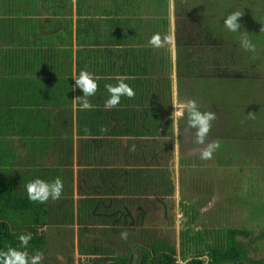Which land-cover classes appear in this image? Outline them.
Returning <instances> with one entry per match:
<instances>
[{"label": "crops", "instance_id": "crops-1", "mask_svg": "<svg viewBox=\"0 0 264 264\" xmlns=\"http://www.w3.org/2000/svg\"><path fill=\"white\" fill-rule=\"evenodd\" d=\"M4 1L0 21L7 41L2 51L12 48L16 53L12 51L9 56L13 55V59L0 62V67L5 72L7 68H16L18 74L11 79L23 84L21 97H40L43 88L31 90L30 84L34 86V79L44 83L43 79L53 77L35 76L39 67L36 55L50 68L65 66L62 49L67 46L54 40L51 47L39 54L34 50V40L38 41L40 36L61 38L68 29L73 68L81 49L75 45L76 28L86 27L87 35L93 36L95 45L84 49H97V55L90 58L86 53L85 70L99 79L96 93L88 97L90 109L80 108L82 93L73 87L72 73L69 103L52 104L34 118L17 119L25 123L23 139H27L20 141L12 136L10 144L4 147L7 156L0 163V176H4L7 186L11 184L20 203L25 202L24 198L29 201L25 185L34 179H58L63 186L59 198L43 203L32 201L34 207H21L31 210L35 221L43 219L37 224V233L45 244L41 260L47 264H67L66 260L73 259L74 264L79 260L85 264L93 244L97 245V253H106L107 258L116 250L118 258L120 251L126 250L122 237L134 231L126 228L139 229L141 212L151 210L155 202L180 196L177 174L181 167L188 166L193 158L197 163L216 162L218 148L210 159H201V152L179 156L202 151L213 141L218 144V135L207 133L203 143L198 144L195 130L187 126L186 119L180 118L174 124L171 115L174 95L185 101L190 99V91L181 88L183 74H178L176 60L180 49L188 50L189 34L199 32L197 18L180 10L179 0H57L55 4H50L51 0H20L18 4L17 0ZM29 6L32 13L27 12ZM35 20L41 22L33 30L31 21ZM154 34L160 35L161 47L149 43ZM165 38L168 42H164ZM26 39L27 48L23 45ZM119 77L125 78L135 94L131 98L121 97L130 99V104L120 106V100L115 108L106 110L104 86L115 85ZM54 84L51 83V89ZM79 113L84 118L79 120ZM34 131L42 133L43 139H37ZM158 176L163 177L162 182L157 180ZM52 244H57L62 254L46 249Z\"/></svg>", "mask_w": 264, "mask_h": 264}, {"label": "trees", "instance_id": "trees-1", "mask_svg": "<svg viewBox=\"0 0 264 264\" xmlns=\"http://www.w3.org/2000/svg\"><path fill=\"white\" fill-rule=\"evenodd\" d=\"M235 5H231L229 8L230 13L235 12L236 10L241 13V17L238 18V22L241 25V29L244 31V35L251 41V43L255 46L254 50L251 52H246L240 46H232L234 43L230 40V45H227V37L222 42L224 45H220V49H224L225 53L234 57V59L229 63H231L232 68H234V72L230 67H228V76H232L229 79L225 78L224 81L228 85H233L234 83H248L253 84L256 80L259 82L264 81V76H257L259 72L257 67L262 61H264V0H232ZM61 2L67 3L66 0H61ZM20 3V0H17V4ZM57 3V0H51L50 4ZM214 4L216 8H214ZM236 4L242 6V10H238ZM33 6L34 4H30ZM203 5L206 7L203 8ZM29 6L27 12L32 13V7ZM253 9L250 10L249 8ZM5 8V1L0 0V9L1 12ZM222 10H227L225 6L221 9V12L218 11V2L216 0H202L201 8L198 13L195 14L196 20L198 23V30L196 37L200 40H209L211 43L206 47H202L199 45V49L194 51L192 54H189L187 57V61H190L189 67L192 68L196 65L207 62V59H210V52L214 49L211 47L214 42L212 38L207 35L210 34L212 28H217L219 26V30L214 29L216 32H219L216 37H223V21L218 16L222 13ZM251 11L252 14H249ZM1 16V13H0ZM252 17L255 19L254 21H247V17ZM261 16V18H260ZM244 19V20H243ZM21 22V20H18ZM40 20L31 21V28L35 30ZM15 23V21H14ZM23 24V23H22ZM248 24L252 26L246 30ZM213 26V27H211ZM253 26H258V28L253 29ZM4 26L1 25L0 21V62L4 60H12L13 55L9 56V54L13 51L16 53V49L12 48L9 52L2 51V46L5 45L7 39L5 36ZM40 28V26H39ZM260 33L257 32V29ZM241 29H238V33ZM204 30H208L207 32H203ZM88 30L86 27H77L75 30V45L81 48L77 53L78 56L75 62V67L71 66L70 52H71V36L70 30L63 35V37L59 38L58 36H40L41 38L37 41L34 40L35 48L39 54L43 53L45 49L51 47L54 44V40H58L62 46H67L66 49L63 50L64 54V62L65 66L50 68L44 62L45 60L42 57L38 58L37 63L39 67L35 71V76L38 75H52L53 77L49 79H43L44 83L35 82L30 84V88L34 87V90L37 91L43 88L42 95L39 97V94H33V96L29 97H21L22 85L21 82H16L11 79L14 74H18L16 68H7L5 72V68L0 67V163H3L7 156V151L4 152V147L10 144V140L12 136L19 137L20 141H25L26 138L23 139V128H26L25 123L23 121H18L17 119L23 116H29L34 118L35 115L41 114L45 112V109L52 104H56L59 106H63L66 103L70 102V94H71V76L72 73L79 74L81 70H85V67L88 66L86 64L85 55L88 53L87 57L91 58V55H97L96 50H86L85 46H93L95 45L91 35H87ZM206 33V34H205ZM241 35V32H240ZM59 38V39H58ZM18 42H16L17 44ZM19 45V44H18ZM23 45L27 48L29 43L26 39V42H23ZM38 46V47H37ZM204 49L203 48H207ZM225 47V48H224ZM57 51V50H56ZM67 51V52H66ZM12 52V53H13ZM23 51L20 52V54ZM48 52V51H47ZM188 52V51H187ZM217 52V51H216ZM237 54V56H236ZM247 55V56H246ZM29 58L31 55L28 56ZM252 57H258V61L254 63L250 61ZM12 58V59H11ZM222 58V57H220ZM217 61H219V59ZM227 58V59H228ZM16 60V57H15ZM181 58L177 57L176 67L179 69L182 67ZM194 61H197V64H192ZM211 61H209L210 63ZM216 62V61H215ZM27 68V67H26ZM257 74V75H256ZM257 76V77H253ZM55 83L53 89H51V83ZM39 88L37 89L36 87ZM226 93V90L224 91ZM236 95L241 96L240 100L237 101L239 103H220L219 99H214L217 108L219 109V121L209 128L208 134H212V132L216 131L217 134L222 132L221 128H217L221 121L227 122L237 127V132L239 134L238 144L240 143H248L256 142L261 138L260 134L263 129L261 125L264 122V115L260 112L261 106L258 104H254L256 109H253L252 112L243 114L238 113L237 115L231 114L229 109L233 103L241 107L243 104L244 94L238 93ZM130 104V99H122L121 105ZM248 105V104H247ZM79 120L81 116L84 118V114L79 113ZM17 122V124H12ZM11 123V124H10ZM16 126V127H15ZM233 126H229V128H233ZM258 127V128H257ZM213 128V129H212ZM32 135V134H28ZM34 135L37 139L42 140L43 134L34 131ZM258 138V140H257ZM224 139V138H223ZM256 150L253 151V155L247 152H243L241 146L229 147L226 148L224 152L225 158H223V162H226L230 156V154L234 153L238 160L246 158L250 161L249 157L251 155V161L254 164L252 167V172H255V176L257 177L256 181H253L252 185H255V191H251L250 188H246L249 191L248 194H251L253 198L257 200V197L263 198V193L259 191V186L263 184L264 180V163L261 161L260 164H257L255 161L257 158H261L260 154L263 155V148L261 143H255ZM141 154V152L139 151ZM144 154V152H142ZM138 155V154H137ZM216 159V158H215ZM217 161V160H216ZM217 163V162H216ZM200 165L194 166L199 168ZM189 169V168H188ZM5 173V170L2 172ZM0 251L6 250L7 248H16L20 251L26 252V254L31 257L36 254H41L43 249L44 240L37 233V224L42 221L37 219V221L32 218V211L22 209L34 207V203L32 201H27L25 198L24 203H20L17 199V196H14L13 188L9 184L6 185V181L4 176H0ZM166 183V182H163ZM169 187L171 185L169 184ZM240 200V199H239ZM249 203L248 199L241 198ZM247 203V204H248ZM261 208V206H259ZM253 208V207H252ZM254 211V219L255 227L247 228L246 226H241V228H220L213 229L212 231H208L205 228L203 230H196L194 224L199 218V211L193 207L195 211V215L191 213L187 219L190 220L191 225H186L179 231V249L176 250L174 247L170 246L169 242L161 239L153 241L152 250L145 251L142 250L143 257L141 264H264V255L262 257H256L258 252L264 250V217L258 219L256 214L258 212V205L256 206ZM38 211V210H37ZM38 215H35L37 218ZM249 226V225H247ZM29 235V239L26 245L21 246L19 237L21 235ZM177 254V258L175 255ZM189 257H191L189 259Z\"/></svg>", "mask_w": 264, "mask_h": 264}, {"label": "rangeland", "instance_id": "rangeland-1", "mask_svg": "<svg viewBox=\"0 0 264 264\" xmlns=\"http://www.w3.org/2000/svg\"><path fill=\"white\" fill-rule=\"evenodd\" d=\"M216 1L218 2L217 12L220 13L223 6H225L227 9L222 10V13L218 15L222 19V21H224L225 17L230 14V6L235 4L232 0ZM201 4L202 0H179L177 6H179V9H182L184 13L198 14L199 9L201 8ZM236 7L238 8V10H242L241 5L238 6L236 4ZM214 8H216L215 4ZM249 9L253 10L251 6ZM235 12H237V10ZM249 14H252L251 11ZM249 19L250 21L255 20L253 17L251 19V17L249 16L247 17L248 22ZM253 27V29L258 28V26ZM249 28H252L250 24H248L246 30H248ZM214 29L219 30V26L217 28H212L210 34H207L212 38V41L214 42V44L211 46L214 49L210 52L211 56L210 59H207V62H202L200 66L198 64L190 68V61H187V57L191 53L185 51L184 49L179 50L177 55L182 59V67L178 71V74H183L180 81L181 88L183 90L190 91L189 98L194 100L197 105L198 103H200V105L202 104L201 107L200 105L198 107L202 112L207 111L214 114V119L210 121V127L215 125L219 121L220 116L219 109L214 102V98L219 99L221 104H227L229 101V103H239L237 101H239V98L242 97L236 94L242 93L244 94L242 103L243 105L241 107H238L233 103V105H231L229 109L230 113L234 115H237L238 113L247 114L252 112L253 109H256V106L254 104H258L259 106H261L260 112L264 115V81L259 82L258 80H256L253 84L234 83L232 86L228 85L224 81L225 78L229 79L230 77H232L227 75V69L231 66V63L228 64V62L232 61L234 57L230 55V57L228 58V54L225 53L224 49H220V45H224L222 42L227 37V45H230L231 40L234 43L232 46H240V32L238 33L237 31L236 33H230L224 27L222 31L223 37H216L219 32H216ZM207 31L208 30H204L203 32ZM257 32L260 33V28L259 30L257 29ZM202 47L205 46L202 45ZM208 48L209 47L203 48V50ZM246 52L248 53L249 51ZM218 58H220L219 61H217ZM209 61L211 62L209 63ZM250 61L256 63L258 61V57H252ZM197 63V61H194L192 64ZM257 65V70L261 72L257 73L258 75H256L264 76V61L260 63V67L259 64ZM232 70L234 72V68H232ZM185 75H187L188 77H186ZM224 90H226V93H224ZM230 125L233 126L230 123L221 121L217 128H221L222 132L218 134L216 131L212 132L213 135H218L217 142L219 147H217V163L215 162V160L213 162L201 161L202 163L199 164V168H196L194 166L198 163L197 160L193 158L190 162L187 163V168H189L188 170L184 171V167H181L177 174L180 183L179 187L181 186L180 196L176 195L175 199L170 198L165 203V205L169 209L173 206V203L177 205L178 202L181 201L184 203L193 204L194 206L197 205V209L200 210V215L194 226H196L198 230H203L202 228H205L208 231H212L213 229L215 230L225 227H255L254 222L258 221L253 220L255 218L253 209L254 211L257 210V205V218L260 219L264 217V180L263 184L259 186V191L263 193L262 199L260 197H257L256 200L251 196V194H248L249 191H247L246 189L250 188V190L253 192L256 190L254 188L255 185H252L253 181H256L257 177L255 176V172H252V167H254V164L253 162H250L251 155L249 157L250 161H248L246 158L238 160L236 155L232 153L230 154L228 160L222 163L223 158H225L226 156L224 155L223 150L225 151L226 148H236L239 145L241 146V150L243 152L249 151V153L253 155V153H255L253 151H255L257 147L255 143L258 142L261 143V146L263 148V155L260 154L261 158H257L255 162L257 164H260L261 161H263L264 163V122L261 125L263 131L258 134L261 136V138L259 140L257 138V142L256 139H254L255 143L242 142L238 144L239 134L237 132V127L235 128V126H233V128L230 129ZM220 136L221 140L219 139ZM222 138H224V140ZM168 169L171 168L168 167ZM172 169H174V167H172ZM157 180H160L162 182L163 177L158 176ZM241 198L248 199L249 203L241 200ZM156 203L157 202L153 203V205L151 206V210H145V212L149 213V216L151 218L150 222L160 224L165 228V230H162L161 228H157L158 225H155V230H157L158 236H162V234H164V236L167 237L170 246L174 247L177 252L180 244L178 236L179 215L173 216L172 222L170 220L161 221V219H163L161 217V214L163 213L162 210L164 209L161 205H158L159 202L157 204ZM259 206H261V208ZM149 226L147 227V230L150 229ZM64 233L66 234L67 230H65ZM122 239L124 240L125 244H131V240H133V242H137V236L135 235L134 237L130 236L129 239L126 237H122ZM51 242L54 243L52 240ZM46 249H50L52 252L55 249L56 252L62 254V250L57 244H52L50 248L46 246ZM263 255L264 250L258 252L256 257H262ZM175 257L177 258V254L175 255Z\"/></svg>", "mask_w": 264, "mask_h": 264}, {"label": "clouds", "instance_id": "clouds-1", "mask_svg": "<svg viewBox=\"0 0 264 264\" xmlns=\"http://www.w3.org/2000/svg\"><path fill=\"white\" fill-rule=\"evenodd\" d=\"M171 8V4L169 5ZM241 17L240 12H232L228 14L224 21L223 25L230 33H236L238 29H241V25L238 22V18ZM240 37V47L245 51H253L254 45L251 41L244 35V31L241 29ZM164 42H168L165 38ZM149 43L154 47H161L162 41L159 34H154ZM99 77H93L91 73L86 70H81L78 75L73 74L72 80L74 83V88L79 89L82 96L79 97L80 108L81 109H90L92 105L88 102V97L93 96L97 90V80ZM124 77H119L115 85L106 84L104 87L107 92V97L103 102V107L108 109L115 108L121 100V97L131 98L134 96V91L129 84L124 82ZM174 111L172 112V121H178L180 118H185L187 126L195 130L194 139L195 142L200 144L203 143L204 138L206 137L209 128L210 121L214 119V114L211 112L204 111L202 112L197 103L192 100H182L174 95L172 104ZM176 128L173 127V134H175ZM219 147V145L213 141L202 149L201 159H210L212 152ZM62 184L57 179L53 182H45L39 178L34 179L25 185L27 198L29 201H34L37 203H43L49 198L55 200L60 197L62 191ZM29 235H21L19 237L21 246L27 244ZM191 257H189L190 259ZM40 254L29 257L26 252L20 251L16 248H7L6 250L0 251V264H39ZM186 264V262H185Z\"/></svg>", "mask_w": 264, "mask_h": 264}, {"label": "flooded vegetation", "instance_id": "flooded-vegetation-1", "mask_svg": "<svg viewBox=\"0 0 264 264\" xmlns=\"http://www.w3.org/2000/svg\"><path fill=\"white\" fill-rule=\"evenodd\" d=\"M198 33V32H197ZM195 34H189L187 40V44L189 45L188 48V52H190L191 54L194 51L200 50L199 49V45H203V46H208L211 43L209 42V40H199ZM184 41V40H183ZM184 45H187L185 42H183ZM177 71H179L180 69L178 67H176ZM193 142V140H192ZM202 145V144H201ZM199 155V154H198ZM189 156V155H188ZM200 156V155H199ZM187 157V156H184ZM201 163H198L195 166H198ZM187 167V166H184ZM168 200H163V201H159L158 205H161L162 208L164 210L163 213L161 214V217L164 219H161V221H165V220H170L171 222L173 221L172 217L175 215H179L178 218V236H179V231L185 227L186 225H193L190 224V220L187 219L188 216H190V214L192 213L193 216L195 215V211L193 210V207L196 208V210L199 211L200 210L197 209V205H193V204H189V203H184V202H178L177 205H175L173 203V206L169 209L165 203ZM198 203V202H197ZM168 211H167V209ZM172 209V210H171ZM139 215V214H138ZM169 218V219H168ZM150 216L149 213H146L145 210H143V212H141V217L139 218V223H138V228H132V227H127L126 231H132L134 229V231L131 232V234L127 235L126 238L129 239L130 236H137V242H133L131 244H125L124 243V247H126V250L123 249V247H121L123 250L120 251L121 253H119V256L117 258V252L116 250L111 252L110 258H107L106 253H97V245L93 244L92 247H90V251L91 254H89L85 260L84 263L85 264H141L142 263V257H143V253L142 250L145 251H151L152 250V243L155 240H165L168 242V239L166 236H164V234H162V236H158L157 234V230H155V225H158L157 228H161L162 230H165V228L160 225V224H155L150 222ZM152 223V224H150ZM150 224V226H149ZM150 227L149 230H147V227ZM196 228V226H195ZM197 230V228H196ZM122 245V244H121ZM45 248V244L43 243V251ZM71 248V247H70ZM72 250V248H71ZM48 251H51L50 249ZM73 251V250H72ZM42 254H40L41 256ZM81 260H79V262L77 264H83V261L80 262ZM86 261V262H85ZM67 264H74L73 259L70 260H66ZM39 264H47L46 260H39Z\"/></svg>", "mask_w": 264, "mask_h": 264}, {"label": "water", "instance_id": "water-1", "mask_svg": "<svg viewBox=\"0 0 264 264\" xmlns=\"http://www.w3.org/2000/svg\"><path fill=\"white\" fill-rule=\"evenodd\" d=\"M201 152V150H199V151H197V152H195V151H188V152H184V153H182L181 155H179V156H188V155H191V154H194V153H200Z\"/></svg>", "mask_w": 264, "mask_h": 264}]
</instances>
